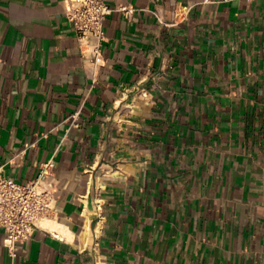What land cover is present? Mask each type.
Returning a JSON list of instances; mask_svg holds the SVG:
<instances>
[{"label":"crops","instance_id":"crops-1","mask_svg":"<svg viewBox=\"0 0 264 264\" xmlns=\"http://www.w3.org/2000/svg\"><path fill=\"white\" fill-rule=\"evenodd\" d=\"M0 0V171L56 207L0 264H264V0ZM48 218V217H47Z\"/></svg>","mask_w":264,"mask_h":264},{"label":"built area","instance_id":"built-area-1","mask_svg":"<svg viewBox=\"0 0 264 264\" xmlns=\"http://www.w3.org/2000/svg\"><path fill=\"white\" fill-rule=\"evenodd\" d=\"M68 17L75 23L82 44H88L96 64L105 60V19L115 9L128 15L136 8L130 4L112 5L106 0H68ZM54 159L40 164L39 175L20 181L0 171V227L5 229V244L12 254L41 226V220L55 211L57 182Z\"/></svg>","mask_w":264,"mask_h":264},{"label":"bare ground","instance_id":"bare-ground-1","mask_svg":"<svg viewBox=\"0 0 264 264\" xmlns=\"http://www.w3.org/2000/svg\"><path fill=\"white\" fill-rule=\"evenodd\" d=\"M48 217V218H47ZM43 219V224H46V225H49L53 228H57V226L60 224V223H54L56 221H52L49 217L50 216H47Z\"/></svg>","mask_w":264,"mask_h":264}]
</instances>
